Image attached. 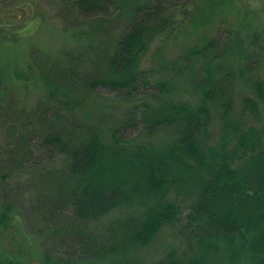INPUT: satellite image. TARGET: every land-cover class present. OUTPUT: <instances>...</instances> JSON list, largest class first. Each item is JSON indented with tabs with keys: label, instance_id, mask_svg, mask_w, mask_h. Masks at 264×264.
Here are the masks:
<instances>
[{
	"label": "trees",
	"instance_id": "trees-1",
	"mask_svg": "<svg viewBox=\"0 0 264 264\" xmlns=\"http://www.w3.org/2000/svg\"><path fill=\"white\" fill-rule=\"evenodd\" d=\"M13 1L0 0V10ZM54 2L68 27L88 26L96 40L83 54L68 51V67L49 64L38 109L17 120L8 118L0 81V239L19 225L11 194L20 193L33 200L47 245L42 260L27 264H264V74L239 33L162 55L149 70L152 43L192 18L180 9L185 0ZM122 21L108 37L107 25ZM186 68L194 101L177 97ZM105 92L129 102L109 138L81 108L86 98L108 99ZM147 95L154 102H138ZM169 130L158 146L135 143ZM23 236L24 250L36 243ZM2 249L0 264H25Z\"/></svg>",
	"mask_w": 264,
	"mask_h": 264
},
{
	"label": "rangeland",
	"instance_id": "rangeland-1",
	"mask_svg": "<svg viewBox=\"0 0 264 264\" xmlns=\"http://www.w3.org/2000/svg\"><path fill=\"white\" fill-rule=\"evenodd\" d=\"M185 1L186 5L180 9H190L193 13L192 18L188 19L181 27L185 31L180 33L178 30L175 35L169 36L168 40L158 37L152 43L151 50L144 59V68L157 69L158 60H161L162 55L167 59L177 58L185 49L195 43H202L206 39L220 36L225 30H232L239 33L237 39H242L243 47L248 51V54L253 55V66L260 65L257 72L264 74V0H225L224 4L222 0H194L196 3ZM58 13L59 9L55 6L54 0H14L10 5L3 6L0 10V81L3 82L2 87L5 88L3 98L10 99L7 104L9 119L13 117L14 120H17L27 113V110L38 109V104L45 96L44 92L39 89L46 83L45 77L51 75L48 66L52 61L58 59L63 67H68L66 60L68 51L77 50L79 54L81 52L83 54L91 41L96 40L90 38L88 26L81 29L70 25L68 27ZM178 17L180 16L177 14L176 18L178 19ZM122 24L124 25L123 21L121 27L112 29L113 24L109 23L107 25L108 37H117L122 30ZM234 39L237 41L236 36H231L229 41ZM106 40L109 43L108 46L114 42L111 38ZM230 52L228 53L230 54ZM155 53L160 54L155 57ZM189 70L186 68L175 84L179 89L178 100L194 101L195 94L192 86L188 83L191 82ZM19 71L22 78L17 75ZM79 86L82 87L81 83ZM235 87L237 96L244 94L246 89L240 80L235 84ZM76 93L75 91L74 94L78 95ZM105 94L107 96L104 97L108 99L101 96L86 98V102L81 108L85 113L86 120L103 127V133L109 138L118 117L129 102L125 99L118 100L113 92L110 94L105 92ZM138 102L151 103L154 100L147 95ZM87 112L89 115H86ZM99 114L103 117L102 119H99ZM251 118L254 117L251 116ZM217 120L215 118L210 127L212 140L220 134ZM255 122L257 123V119ZM172 137L173 134L169 130L159 132L152 138L140 136L138 142L135 143L142 144L144 142L148 145L158 146ZM11 195L17 203V209H13L12 215L14 219L19 217L20 226L17 224L9 227L6 237L0 239L2 245L0 248H3L2 250L6 254L19 256L25 264L31 262L30 260L36 263L43 259L41 258L42 253L47 250L46 243L42 246V241H45V234L40 231L42 223L39 222L40 218L31 207L33 200L29 195L26 199L21 197L20 193ZM122 212L120 210L117 214H122ZM23 233L26 237L29 235L36 242L31 246L27 244L25 250L17 242L24 237Z\"/></svg>",
	"mask_w": 264,
	"mask_h": 264
}]
</instances>
